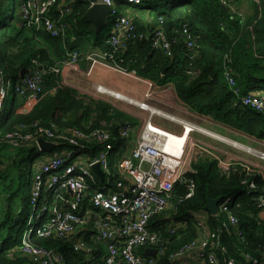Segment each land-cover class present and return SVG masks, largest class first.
Wrapping results in <instances>:
<instances>
[{
    "label": "trees",
    "instance_id": "1",
    "mask_svg": "<svg viewBox=\"0 0 264 264\" xmlns=\"http://www.w3.org/2000/svg\"><path fill=\"white\" fill-rule=\"evenodd\" d=\"M93 1L71 0V12L64 17L60 16L57 7L53 8V19L69 27L65 35L52 36L43 28L20 26L21 1L15 3L9 13V0H0V69L5 76L18 80L22 70H33L37 63L60 65L66 59L67 49L82 52L101 49L110 52L112 47L107 41L113 22L117 16L126 14L136 23L139 32L144 30L145 34L131 42L126 51L118 54L116 62L120 66L128 71L136 70L158 86L172 84L176 95L189 110L210 115L228 129L264 140V114L246 106L242 100L250 93L264 94V0H248L252 13L247 17L233 15L227 2L223 3L224 0H140L139 4L116 0L114 12L100 33H96L93 24L81 21ZM234 1L231 2L236 3ZM128 5L148 8L150 22L155 23L162 17L170 37L187 25L196 39V46L188 49L184 41L180 40L179 44L174 45L172 56L163 50L154 49L150 40L152 23L144 26L142 18L123 10ZM16 19L17 22L13 23ZM89 35H94L95 39L91 40ZM226 72L231 74L234 86L229 84ZM38 120L46 125L57 122L61 127H78L83 131L101 128L118 137L122 121L136 122L135 118L108 102L85 96L63 84L61 76L57 74L47 76L46 88L31 104L27 103L26 98L14 94L11 105L2 116L0 137L20 124ZM63 146L59 144L54 152L60 151ZM18 151L19 156L30 161L40 155V152L28 147L18 148ZM119 158L115 156L113 160L114 171ZM193 169L195 173H189L188 178L196 181L194 196L176 204L166 215H158L151 221V229L160 231L161 246L165 249V254L159 258L165 264H174L168 260V256L199 235L201 226L197 221V212L204 213L205 223L211 229L220 228L228 220L226 214L219 212L213 215L207 210L208 199L212 197L221 198V201L232 199L231 210L239 219V230L243 235L242 239L236 229L231 234L223 232L222 243L226 251L220 256L234 257L243 264H253L244 261L245 252L264 259V216L256 201L258 195H264V180L261 176L248 177V180L258 184L256 190H251L241 182L246 175L240 178L235 174L223 175L214 161L201 160L194 164ZM28 185L20 199L22 206L16 208V216L8 223L6 233L0 236V264H36L20 250L28 229V215H24L25 210H30L29 182ZM186 192L185 184L178 183L173 200L177 201ZM15 195L18 196V193L7 195L4 206L6 217L10 215ZM85 205H90L88 198ZM177 222L183 226L173 235L167 226ZM5 225L6 222L1 221L0 229ZM89 236L86 239L92 248L90 253L76 250L73 246L74 237L39 236L34 233L30 240L35 245L62 252V264H102L105 245L95 243ZM145 250L141 247L138 251L147 255Z\"/></svg>",
    "mask_w": 264,
    "mask_h": 264
},
{
    "label": "built area",
    "instance_id": "2",
    "mask_svg": "<svg viewBox=\"0 0 264 264\" xmlns=\"http://www.w3.org/2000/svg\"><path fill=\"white\" fill-rule=\"evenodd\" d=\"M20 1L21 27L43 28L52 36L66 34L69 26L54 20L51 11L57 7L60 16L64 17L71 12V0ZM128 1L140 3V0ZM95 2L110 5L114 9L116 0H95L92 4ZM143 35L136 23L122 14L115 18L112 25L107 41L112 47L110 52L101 49L87 52L67 49L66 59L60 65L37 63L33 70L18 80L7 78L0 69V127L11 91L26 98L27 103L31 104L46 88L47 76L62 75L69 66L77 68L75 66L83 59L88 63L89 75L96 66H104L132 79L142 80L120 66L116 57ZM150 40L154 49L163 50L171 56L174 45L179 44L180 40L184 41L188 49L196 46V39L187 25L176 30L175 35L170 37L162 17L151 26ZM226 77L229 84L234 86L231 74L226 72ZM142 81L146 84L143 87L144 93L142 91L144 98L137 97L135 105L146 115L136 122L123 121L119 127V137L101 128L83 131L75 127L63 128L53 122L46 125L40 120L20 124L0 137L2 144L13 149L28 147L40 154L45 153L41 160L31 161L28 229L20 247L22 253L30 256L36 264H62L64 255L33 244L30 237L34 233L39 236L74 237V248L89 253L92 248L86 237L90 234L89 238L95 243L105 245L102 264H165L159 258L165 254L161 246L162 236L160 231L151 229V221L163 215L164 210L171 205L172 194L178 183L185 184L186 198L194 194L196 181L188 178V174L195 173L191 162L199 157L197 153L200 148H197L193 138L202 129L190 122L169 117L165 110L153 106L150 103L155 98L152 89L158 85L147 79ZM128 98L125 101L129 103L135 100L131 96ZM242 100L245 105L264 114L263 93H250ZM160 119L176 122L180 126L179 130L160 124ZM40 138L54 142L55 147L59 144L64 146L60 151L54 152V147L51 152H42L38 143ZM194 151L197 153L192 154ZM80 154L83 157H79ZM115 156L120 158L114 171L112 163ZM96 164L104 172L103 179L93 171L92 167ZM219 165L227 169L225 162ZM252 175L256 173L253 171ZM249 176L246 174L243 184L250 189H257L255 183L248 180ZM87 198L90 201L89 207L85 205ZM256 200L263 213L264 195H258ZM182 201L177 199L172 208ZM231 204V198L220 202L219 212L228 215V220L218 229H207L204 214L197 212V221L201 226L199 235L170 254L168 260L174 264H243L238 263L234 257L220 256V253L223 256L226 251L222 243L223 232L231 234L236 229L243 239L239 219L232 213ZM181 226L183 224L177 222L169 224L167 228L175 235ZM141 247L157 249V256L142 254L138 251ZM192 256L196 257L197 262L192 261ZM243 256L247 263L264 264V259L249 252L243 253Z\"/></svg>",
    "mask_w": 264,
    "mask_h": 264
},
{
    "label": "rangeland",
    "instance_id": "3",
    "mask_svg": "<svg viewBox=\"0 0 264 264\" xmlns=\"http://www.w3.org/2000/svg\"><path fill=\"white\" fill-rule=\"evenodd\" d=\"M19 1L20 0H9V13L10 11H12L14 4ZM231 1L232 0H224L223 3L225 4L227 2L228 6L231 8V12L234 13L233 15H244L245 17H247L252 13V9L249 7L248 0H241L244 3H239L237 0L234 1L236 3H233ZM130 8H134L138 12L143 11L149 13L148 8H142L141 6L134 5L125 6L123 10H128ZM14 22H17V19L13 20V23ZM142 22L144 26H146L145 22ZM150 23H152L151 26L154 24L153 22ZM140 32L145 34L144 30H141ZM88 37L91 40L95 39L94 35H89ZM82 62L86 63L87 61L83 59ZM82 66H84V64H82L81 67ZM87 70L86 68L82 67V69H79L78 71H72L71 74H73V76L68 80V86L77 89L81 94L85 96L95 99H102L111 104L113 107H117L124 114L131 116L136 120H139L146 115V113L140 111L134 103H129L128 101H125L123 99H118L116 98V96H113L110 93H99L91 85V80L89 78L90 75L86 72ZM129 73H134V75L139 77L140 79L143 78L150 80L139 75L136 70H133ZM120 76H122L124 78L123 80H125L126 82H131V84L125 83L124 87H122L123 90L121 92L126 94V96H131L133 98H144L143 87H145L146 84L142 81L143 79L138 80L134 78V80L124 74H120ZM113 89L114 88H112V90ZM152 91L155 93V98L150 101L153 106L165 110L166 115L169 117H176L177 119L184 120L201 127L202 132L197 131L193 138L194 143L197 145V148L200 149L198 153L196 151L192 152V154L197 153L199 156L196 161L194 159L192 160V166H194L195 163L201 160H208L210 162L214 161L217 163L223 175L231 176L232 174H235L240 178L246 174L252 175V172L254 171L256 175H260L262 180H264V140H258L254 137L240 132L241 134L251 138L250 140H247L241 135L234 133L236 131L228 129L226 126L216 122L215 119H213L210 115L201 114L199 112H193L189 110L186 104L182 100L178 99L179 97L176 95L172 84H169L167 86H156L155 89H152ZM13 97L14 92L11 91L8 108L11 105ZM192 113H196L197 115L200 114L201 116H195ZM202 116H204V118ZM158 122L162 125L165 124L170 129L179 130L180 128V126L176 124V122L173 123L168 119H160ZM228 139L233 142V145L227 141ZM18 153V149H13V147L4 145L0 142V222H6V225L2 226L0 229V236L6 233L9 226L8 223L12 220L13 217L16 216V208L19 205L22 206V201H20V199H22L25 191L28 189L29 177L32 175L31 161L27 158L19 156ZM44 155L45 153H42L40 155H37L34 159L36 161H39L43 158ZM79 157H83V154H80ZM75 161L76 159L74 158L73 162ZM220 162L226 163V170L220 167ZM243 180L244 179H242V181ZM253 182L255 183V186L258 185L255 181ZM251 190H256V188H251ZM9 193H18V196L15 195L14 198H12V208L10 211V215L6 217L4 206L6 204L7 195ZM195 193L196 190L194 194ZM194 194L192 196H194ZM188 198H186V195L180 197V199L183 200ZM173 203H175V201L173 200V198H171V205L164 210L165 212L163 211L164 215L167 214V211L172 210ZM26 214H29V209L27 211L25 210L24 215L26 216ZM28 220L29 217H27V222ZM33 221L34 218L31 215V223H33ZM206 227L207 229L213 230L207 224Z\"/></svg>",
    "mask_w": 264,
    "mask_h": 264
},
{
    "label": "water",
    "instance_id": "4",
    "mask_svg": "<svg viewBox=\"0 0 264 264\" xmlns=\"http://www.w3.org/2000/svg\"><path fill=\"white\" fill-rule=\"evenodd\" d=\"M113 12L114 9L112 6L100 2H95L91 4L89 9L84 13L81 21L87 24H93L95 26L96 33H100L101 30L107 26L108 17L111 16ZM25 73L26 70H22L21 77H23ZM207 81H210V79H208ZM38 143L42 152H51L56 146L54 142L47 141L44 138H40L38 140ZM92 168L93 171L97 173L101 179L104 178V172L101 170L98 164L94 165ZM220 202L221 198L209 197L208 203L206 205L207 210L213 215L219 213ZM145 253L147 255L156 257L158 251L157 249L146 248Z\"/></svg>",
    "mask_w": 264,
    "mask_h": 264
},
{
    "label": "crops",
    "instance_id": "5",
    "mask_svg": "<svg viewBox=\"0 0 264 264\" xmlns=\"http://www.w3.org/2000/svg\"><path fill=\"white\" fill-rule=\"evenodd\" d=\"M126 12L129 14L131 13L134 17L142 18L143 19L142 21H145V24L151 21L150 17H149V13H147V12H143V11L138 12L134 8H130V9L126 10ZM82 64H84V66H82V67L86 68V70H87L88 69V63L87 62L85 63L82 61H80L77 66H75L77 68H71V66L66 67L63 74L60 75L62 83L65 85L66 84L69 85L68 80L71 79V77L73 76V74H71L72 71H78L79 69H82V67H81ZM79 65L81 68L79 67ZM120 74L121 73H119L113 69H109V68H106L104 66H96L93 73L90 74L89 78L91 81L102 83L105 86L107 85V86L112 87L116 90L122 91L123 90L122 87H124V84L125 83L131 84V82H129V81L126 82L125 80H123L124 78L122 76H120ZM202 117L204 118V116H202ZM234 133L241 135L243 138H246L247 140L251 139L248 136L241 134L240 132H234ZM202 214H204V213H202ZM261 214H262V216H264V212ZM192 261L197 262L195 256H192Z\"/></svg>",
    "mask_w": 264,
    "mask_h": 264
},
{
    "label": "bare ground",
    "instance_id": "6",
    "mask_svg": "<svg viewBox=\"0 0 264 264\" xmlns=\"http://www.w3.org/2000/svg\"><path fill=\"white\" fill-rule=\"evenodd\" d=\"M91 85L97 90V91H99V92H103V93H110V94H112V95H114V96H117V97H120L121 99H123V100H128L129 98H128V96H126V94H124L123 92H120L119 90H112V88H110V87H107V86H104V85H102L101 83H98V82H95V81H91ZM110 90V91H109ZM135 101H137V99L135 98V100L134 101H132V102H130V103H134V104H136V102ZM247 106V105H246ZM6 109H8V106H7V108ZM53 123H55L56 125H59L57 122H53ZM60 126V125H59ZM65 127H67V126H63V128H65ZM76 128H78V127H76ZM78 129H80V128H78ZM230 144H232L233 145V142L231 141V140H227ZM11 254H13V252H11Z\"/></svg>",
    "mask_w": 264,
    "mask_h": 264
}]
</instances>
